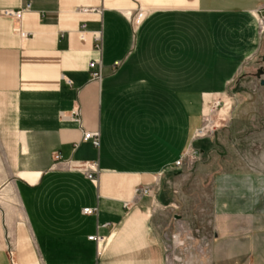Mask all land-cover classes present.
I'll return each mask as SVG.
<instances>
[{
    "label": "crops",
    "instance_id": "obj_1",
    "mask_svg": "<svg viewBox=\"0 0 264 264\" xmlns=\"http://www.w3.org/2000/svg\"><path fill=\"white\" fill-rule=\"evenodd\" d=\"M25 2L31 8L19 21L1 14ZM262 5L0 0V145L15 178L2 187L15 205L13 252L0 244V259L264 264V170L227 166L213 174L210 235L196 241L180 224L172 244L163 230L175 162L198 138L207 104L236 85L264 42L251 14ZM90 62L99 80L91 79ZM74 110L76 121L61 118ZM85 132L98 134L97 148ZM89 164L95 181L87 178ZM136 188L152 193L136 196Z\"/></svg>",
    "mask_w": 264,
    "mask_h": 264
},
{
    "label": "rangeland",
    "instance_id": "obj_2",
    "mask_svg": "<svg viewBox=\"0 0 264 264\" xmlns=\"http://www.w3.org/2000/svg\"><path fill=\"white\" fill-rule=\"evenodd\" d=\"M263 56L264 42L257 55L243 67L236 85H231L227 94L217 98L220 105L215 107L214 101L207 104L203 134L191 144L194 150L206 152H199L193 159L190 153L183 166L177 168L178 173L171 177L174 204L168 209L163 230L172 235V244H178L175 234L181 230L180 224L185 225L187 233L196 241L201 234L211 233L207 221L215 172L227 166L237 171L264 170V84L259 83V80L264 81V73L259 79L254 75L258 68L264 67ZM14 180L9 176V164L0 145V244L6 243V252H13L8 238V219L14 204L7 203L10 199L2 195V187ZM13 214V218L18 216ZM0 264H9L8 259H0Z\"/></svg>",
    "mask_w": 264,
    "mask_h": 264
},
{
    "label": "built area",
    "instance_id": "obj_3",
    "mask_svg": "<svg viewBox=\"0 0 264 264\" xmlns=\"http://www.w3.org/2000/svg\"><path fill=\"white\" fill-rule=\"evenodd\" d=\"M31 8V4L29 2H25L24 6L22 9L13 11V10H3L1 12V14L5 17H10L13 18L17 21H19L22 17V14L24 11H27ZM253 18L255 19L256 25H257V32L258 35L260 37L264 36V5L260 6L259 8L253 10L251 12ZM138 20V18L136 19V21ZM82 28H84V26H82ZM18 32L20 33V31L18 30ZM22 36H24L25 34L21 33ZM94 40L97 42L96 48L98 49L100 47L99 44V36L95 37ZM97 67V63L96 62H90L89 64V69H90V76L92 80H99L101 72L99 68ZM215 107H218L220 105V100H213ZM77 111H72L70 116H62L61 118L63 119H71V120H77ZM204 129L201 128L198 132H197V137H200L199 135L203 134ZM83 140L86 141H90L91 144L93 145V147L97 148L99 145V138H98V134L97 133H90V132H85L83 134ZM191 154L192 159L196 157V155L199 153L198 150H194L193 148H190L189 151L184 154V156L175 162L174 166L175 168H180L183 166V163L187 160V158L189 157L188 155ZM97 173V168L95 167L94 164H89L86 166V175L87 178L91 181H95V174ZM136 196H140V195H150L152 193L151 190L146 189V188H136L134 191ZM83 214H89L92 212V210L88 209V208H84L82 210ZM89 240H95V241H102L100 240V238H96L94 236H90L88 237Z\"/></svg>",
    "mask_w": 264,
    "mask_h": 264
},
{
    "label": "water",
    "instance_id": "obj_4",
    "mask_svg": "<svg viewBox=\"0 0 264 264\" xmlns=\"http://www.w3.org/2000/svg\"><path fill=\"white\" fill-rule=\"evenodd\" d=\"M264 59V56H263ZM264 73V67L258 68L257 73H256V77H260L262 74ZM264 82L261 81V85H263Z\"/></svg>",
    "mask_w": 264,
    "mask_h": 264
},
{
    "label": "flooded vegetation",
    "instance_id": "obj_5",
    "mask_svg": "<svg viewBox=\"0 0 264 264\" xmlns=\"http://www.w3.org/2000/svg\"><path fill=\"white\" fill-rule=\"evenodd\" d=\"M258 70V69H257ZM256 73H257V71H256ZM256 73L254 74L255 75V77H256ZM256 78H258L259 79V77H256ZM261 81H263V80H259V83L261 84ZM264 82V81H263Z\"/></svg>",
    "mask_w": 264,
    "mask_h": 264
}]
</instances>
